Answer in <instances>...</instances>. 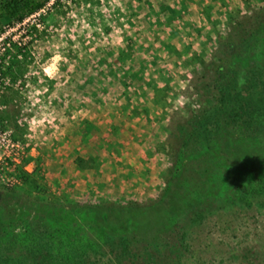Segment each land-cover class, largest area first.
<instances>
[{
    "label": "rangeland",
    "instance_id": "1",
    "mask_svg": "<svg viewBox=\"0 0 264 264\" xmlns=\"http://www.w3.org/2000/svg\"><path fill=\"white\" fill-rule=\"evenodd\" d=\"M223 1L203 0L215 33L197 49L160 48L176 0H54L26 34L0 23L16 40L0 190L17 194L0 264H116L171 234V264H264V0ZM157 204L144 230L138 208Z\"/></svg>",
    "mask_w": 264,
    "mask_h": 264
},
{
    "label": "trees",
    "instance_id": "2",
    "mask_svg": "<svg viewBox=\"0 0 264 264\" xmlns=\"http://www.w3.org/2000/svg\"><path fill=\"white\" fill-rule=\"evenodd\" d=\"M50 0H0V23L2 22H23L28 16L38 12L44 7L46 3ZM221 38H224L222 36ZM231 48L224 46L220 41V46L218 51L220 55L224 53L227 55ZM219 59V58H218ZM221 59V58H220ZM219 62H222L221 60ZM211 63H215L212 61ZM207 67V66H206ZM222 67V66H221ZM198 118L200 116H197ZM197 118V119H198ZM195 122V121H194ZM14 198H17V194L12 190H0V211L5 213L8 209L9 204H13ZM161 204L154 205L152 207H141L138 208L139 216L145 215L143 221L146 220L145 224H142L139 220L138 223L140 226L147 225L144 230L157 229L158 224H153V218L159 217L160 219L166 218V214L162 211L159 212L157 209L158 206L169 205L168 202L164 201ZM165 209V208H164ZM1 225V224H0ZM4 222L2 223V226ZM164 238V237H163ZM162 238V239H163ZM160 239L158 243H136L131 241L129 244V249L127 254L114 255L116 264H171L170 255L167 252V249H176L180 245H174L173 242L176 239V234L168 235V237L163 240ZM121 243L117 240L115 245ZM117 248V246H116Z\"/></svg>",
    "mask_w": 264,
    "mask_h": 264
},
{
    "label": "crops",
    "instance_id": "3",
    "mask_svg": "<svg viewBox=\"0 0 264 264\" xmlns=\"http://www.w3.org/2000/svg\"><path fill=\"white\" fill-rule=\"evenodd\" d=\"M176 1L180 4V6L174 7L173 10L169 11L170 26L174 28L173 34L174 36H176L175 44L174 42L173 43L168 42V44H164L160 46V48L171 51L179 48V46L180 47L182 46L184 49L185 48L197 49V47L198 48L208 47L209 41L206 40L207 33H210V35L211 34L213 35L215 33V31L213 32V30L209 29V24L211 23L212 20H214L210 12L212 8H210L207 4H204L203 0H176ZM223 3H225V5L223 6L224 9L220 11L221 15L227 14L229 12L228 8L230 7L229 6L230 3H228L227 0L223 1ZM225 10H227V12H224ZM163 23L164 22L162 21V23H160L159 26L161 27ZM158 24L156 23L155 25ZM211 37L212 40L215 42V38H213V36ZM213 41H211L212 43L210 44H213ZM175 53L177 54V52H174V54ZM179 54H181V56L185 55L182 54V52H179ZM168 55L170 56V54ZM127 114L128 112L125 113L124 116H126ZM118 119L120 123H124V124L129 123L128 120L125 119L122 120L121 117H119ZM143 122H144L143 120L138 119L136 122L135 120L132 121L131 124H136V123L141 124ZM125 182L127 181L125 180H122L121 182L119 181V183L121 184ZM118 186L120 185L118 184Z\"/></svg>",
    "mask_w": 264,
    "mask_h": 264
},
{
    "label": "built area",
    "instance_id": "4",
    "mask_svg": "<svg viewBox=\"0 0 264 264\" xmlns=\"http://www.w3.org/2000/svg\"><path fill=\"white\" fill-rule=\"evenodd\" d=\"M51 1H54V0H50L48 2V4H45L42 9H40L38 12L28 16L23 22H20V23L15 22L19 26V28L23 27L22 33H24V34L28 33L29 30H25V24L27 23V21H29L34 16H40L43 13H45V11L47 9V5H50L49 3ZM34 25L36 27H40L41 24L35 23ZM15 28H16V25L13 26L11 28V30H13ZM8 33H9L8 30H5V31L0 30V88H1V76H2L1 67H2L3 55H4L5 51H7L9 48H11V45L16 42V40H14V38H10V35ZM10 143L12 144V147L15 146V142H14L13 138L11 137V133L9 131H5V130L3 131L1 129V126H0V150L2 151V153H1L2 156H6V153L3 150H5L6 145H9ZM6 157H11V156H6Z\"/></svg>",
    "mask_w": 264,
    "mask_h": 264
}]
</instances>
